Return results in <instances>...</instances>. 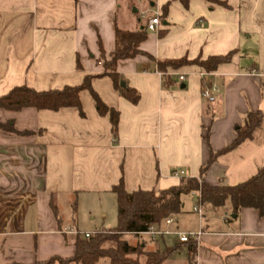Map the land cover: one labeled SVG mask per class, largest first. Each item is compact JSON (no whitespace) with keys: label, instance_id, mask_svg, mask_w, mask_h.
<instances>
[{"label":"crops","instance_id":"obj_1","mask_svg":"<svg viewBox=\"0 0 264 264\" xmlns=\"http://www.w3.org/2000/svg\"><path fill=\"white\" fill-rule=\"evenodd\" d=\"M144 1L0 0V96L19 85L35 90L77 85L85 75L103 72L100 54L114 51L116 27L145 25ZM167 1L146 0L153 14ZM219 1L226 5L189 0L185 7L170 1L161 26L146 30L139 45L151 58L139 54L117 62L121 81L139 93L136 103L121 95L109 76L92 78L103 102L119 112L116 138L86 91L84 117L72 107L0 108V122L32 132L0 129V264L71 257L75 234L67 232L73 228L63 220L61 203L116 200L111 188L120 178L132 192L198 177L209 150L228 145L251 111L263 115L252 138L219 154L202 180L233 185L264 167V0ZM229 51L231 60L212 72L191 62ZM203 87L213 91L214 101L202 97ZM185 197L194 203L186 207ZM196 197L184 196L183 223L174 216L160 225L199 232L192 237L193 264H264V218L255 209L241 208L231 217L228 205L198 203L195 212ZM166 236L172 237L168 243ZM159 237L146 249L179 241L175 234ZM165 262L189 264L184 252Z\"/></svg>","mask_w":264,"mask_h":264},{"label":"trees","instance_id":"obj_2","mask_svg":"<svg viewBox=\"0 0 264 264\" xmlns=\"http://www.w3.org/2000/svg\"><path fill=\"white\" fill-rule=\"evenodd\" d=\"M165 2L159 13L162 21L168 14L169 3ZM185 7L189 0H178ZM217 4L226 5L219 0H208ZM146 27L140 26L135 30H125L116 27L115 49L108 56L101 51L103 72L99 74L85 75L82 82L77 85H65L58 89L35 90L27 85H19L11 88L7 93L0 96V108L18 111L25 107H33L38 110L56 112L62 108L72 107L84 117L81 101V93L86 91L93 99L96 111L100 116H106L110 125V131L114 138L117 137L119 112L107 106L91 86L94 77L107 75L112 81L113 87L131 103H136L139 93L129 86H121V78L116 71V64L121 59L134 58L139 54H148L139 49L140 43L146 38ZM234 51L224 55H210L205 59L191 61L203 68L205 72L216 70L218 65L229 62ZM159 67H166V63L159 62ZM176 66V65H173ZM262 112H248L244 124L239 127L235 138L220 151L209 150V157L201 166L198 177H181L176 185L160 190H143L128 192L120 178L119 182L112 186L111 191L116 196L117 226L108 231H99L82 238V234L76 233L72 241L74 254L71 257L61 258L53 256L45 261H35L30 264H51L58 261L60 264H96L101 258L107 259V264H163L166 260L184 252L189 264H193L196 254V243L192 238L187 241L175 242L172 245L165 244L161 249L146 250L145 244H130L125 234L141 235L151 225L160 226L162 222L180 214L183 210L184 196L198 193L199 201L213 207L228 205L230 215L237 216L241 208H253L260 218H264V167L248 179L233 184L211 185L202 180L208 166L223 152L238 146L245 139L252 138L254 130L260 125ZM0 129L18 134H30V131H17L12 122H0ZM207 141V138H206ZM54 213H57L52 206ZM160 235L159 238H163ZM113 242V245L106 243ZM144 256L142 262L140 257ZM21 264V263H9Z\"/></svg>","mask_w":264,"mask_h":264},{"label":"rangeland","instance_id":"obj_3","mask_svg":"<svg viewBox=\"0 0 264 264\" xmlns=\"http://www.w3.org/2000/svg\"><path fill=\"white\" fill-rule=\"evenodd\" d=\"M148 12L147 16H152V9L147 6L146 0L144 1ZM142 23H145V19L141 18ZM185 205L186 207L191 206L194 202L190 197H185ZM61 212L63 214V220L65 224L71 226L73 228V232L77 233H88L93 234L99 231H108L110 229H114L117 226V208H116V200L114 196H109V198L105 197L104 200L100 201H74L69 204V202L61 203ZM184 215L180 213L175 216L176 220L181 224L184 222ZM173 217V216H172ZM164 222V221H163ZM162 222V223H163ZM124 238L132 245L135 244H146L147 248H152L153 243L149 241L150 237L147 235H134V234H126ZM171 236H166V243L171 240ZM160 241V238L157 239ZM113 245V242L106 243L107 245ZM165 243L160 242V246H163ZM145 247V249H146ZM147 250V249H146ZM140 260L143 262L145 260L144 256L140 257ZM106 258H101L96 264H107ZM51 264H60L58 261L52 262ZM163 264H168V262H164Z\"/></svg>","mask_w":264,"mask_h":264},{"label":"built area","instance_id":"obj_4","mask_svg":"<svg viewBox=\"0 0 264 264\" xmlns=\"http://www.w3.org/2000/svg\"><path fill=\"white\" fill-rule=\"evenodd\" d=\"M147 10H143L141 11V17L144 18L146 20L145 22V27L147 30L150 31H156L160 26H161V19L159 17V14L157 12H155L152 16H147ZM179 80H183L184 76L183 75H179L178 76ZM201 95L203 98L207 99L208 101H214L215 97L213 95V91L209 88V87H203L202 91H201ZM175 175H180L182 174V171H175L174 172ZM197 194L196 197V204L192 207L193 211L198 212L199 211V207H198V203H200L199 201V194ZM173 222V218L169 217L167 219L164 220V223L166 225L170 224ZM67 232H73V231H67ZM77 232H74V234H76ZM82 234V233H81ZM141 235H147L150 237V239H155L156 237L160 236V235H166V234H175L178 236V240L181 242L187 241L189 238H192L194 236H196L197 234H199V232H182V231H170L168 229H163L160 226L157 225H151L148 227L147 231L145 232H141ZM84 235V237L89 236L90 234L88 233H84L82 234Z\"/></svg>","mask_w":264,"mask_h":264},{"label":"water","instance_id":"obj_5","mask_svg":"<svg viewBox=\"0 0 264 264\" xmlns=\"http://www.w3.org/2000/svg\"><path fill=\"white\" fill-rule=\"evenodd\" d=\"M133 10H135V9H133ZM120 85H121V86H124V82L121 81V82H120ZM81 237H82V238H85L84 235H82Z\"/></svg>","mask_w":264,"mask_h":264}]
</instances>
